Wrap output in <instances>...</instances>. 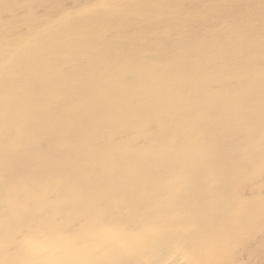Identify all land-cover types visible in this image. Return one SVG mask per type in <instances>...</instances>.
Instances as JSON below:
<instances>
[{"label": "bare ground", "instance_id": "1", "mask_svg": "<svg viewBox=\"0 0 264 264\" xmlns=\"http://www.w3.org/2000/svg\"><path fill=\"white\" fill-rule=\"evenodd\" d=\"M0 264H264V0H0Z\"/></svg>", "mask_w": 264, "mask_h": 264}]
</instances>
